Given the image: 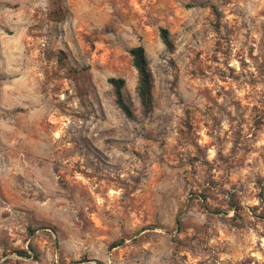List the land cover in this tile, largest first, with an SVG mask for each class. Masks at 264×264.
Segmentation results:
<instances>
[{"label":"rangeland","instance_id":"374dc122","mask_svg":"<svg viewBox=\"0 0 264 264\" xmlns=\"http://www.w3.org/2000/svg\"><path fill=\"white\" fill-rule=\"evenodd\" d=\"M0 264H264V0H0Z\"/></svg>","mask_w":264,"mask_h":264},{"label":"trees","instance_id":"16d2710c","mask_svg":"<svg viewBox=\"0 0 264 264\" xmlns=\"http://www.w3.org/2000/svg\"><path fill=\"white\" fill-rule=\"evenodd\" d=\"M161 39L164 45L169 51H174L175 45L171 39V34L167 29H161ZM132 58L133 67L136 69L138 74V81L136 92L143 109L149 113L152 110L153 95H152V73L146 58V51L143 46H138L129 51ZM109 83L114 88L116 96V105L121 112L129 119H133L135 114L129 104L126 102L124 89L126 87V81L124 79L111 78ZM120 246L119 243L112 245V249ZM30 251L35 253V248L30 245ZM18 254L22 257H26L28 252L20 251ZM37 256V255H36Z\"/></svg>","mask_w":264,"mask_h":264}]
</instances>
